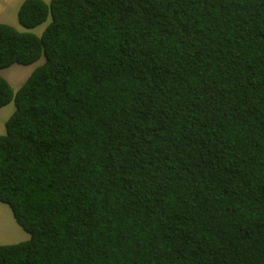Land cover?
<instances>
[{
  "label": "trees",
  "instance_id": "trees-1",
  "mask_svg": "<svg viewBox=\"0 0 264 264\" xmlns=\"http://www.w3.org/2000/svg\"><path fill=\"white\" fill-rule=\"evenodd\" d=\"M18 22L0 70L44 63L0 76V202L30 235L0 264H264V0H25Z\"/></svg>",
  "mask_w": 264,
  "mask_h": 264
},
{
  "label": "rangeland",
  "instance_id": "rangeland-1",
  "mask_svg": "<svg viewBox=\"0 0 264 264\" xmlns=\"http://www.w3.org/2000/svg\"><path fill=\"white\" fill-rule=\"evenodd\" d=\"M25 0H0V22L13 25L22 29L18 22V11ZM49 2L50 0H45ZM50 22V18L41 28H44ZM41 29H35L34 32L40 34ZM44 63V58L38 63L30 66L14 64L8 68L0 70V76L4 77L14 90L24 83L27 77L32 73L35 67ZM15 112V105H10L0 109V135L6 132V121ZM30 235L15 220L12 209L9 205L0 202V245L15 244L29 240Z\"/></svg>",
  "mask_w": 264,
  "mask_h": 264
},
{
  "label": "crops",
  "instance_id": "crops-1",
  "mask_svg": "<svg viewBox=\"0 0 264 264\" xmlns=\"http://www.w3.org/2000/svg\"><path fill=\"white\" fill-rule=\"evenodd\" d=\"M19 30H22V29H19Z\"/></svg>",
  "mask_w": 264,
  "mask_h": 264
}]
</instances>
